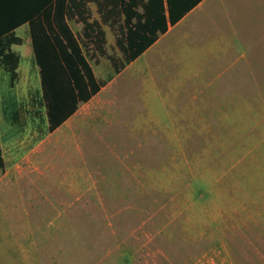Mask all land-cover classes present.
<instances>
[{"label":"rangeland","instance_id":"374dc122","mask_svg":"<svg viewBox=\"0 0 264 264\" xmlns=\"http://www.w3.org/2000/svg\"><path fill=\"white\" fill-rule=\"evenodd\" d=\"M77 15L105 90L39 140L44 108L0 136V173L41 140L31 163L49 169L45 192L0 181L7 264H264V0H204L129 61L116 7L88 0ZM13 34L28 107L39 74L26 24Z\"/></svg>","mask_w":264,"mask_h":264},{"label":"trees","instance_id":"16d2710c","mask_svg":"<svg viewBox=\"0 0 264 264\" xmlns=\"http://www.w3.org/2000/svg\"><path fill=\"white\" fill-rule=\"evenodd\" d=\"M85 1L88 0H0V65L6 81L0 86L2 139L25 128L26 117L41 119L44 108L46 129L35 141L41 139L101 87L102 81L96 78L68 23L78 16ZM91 1L101 4L102 0ZM199 1L106 0L123 16L126 60L137 57ZM21 24L27 26L32 60L40 80V90L29 95L28 107L19 99L12 82L17 57L10 45L20 41L13 31ZM3 165L0 156V167Z\"/></svg>","mask_w":264,"mask_h":264},{"label":"crops","instance_id":"0c3cea01","mask_svg":"<svg viewBox=\"0 0 264 264\" xmlns=\"http://www.w3.org/2000/svg\"><path fill=\"white\" fill-rule=\"evenodd\" d=\"M204 3V0H200L197 4H195L190 10H188L184 15L185 17L190 13L194 12L196 9L200 8ZM240 7V6H239ZM243 8V7H242ZM183 15V16H184ZM182 16V17H183ZM181 17V18H182ZM180 18V19H181ZM179 19V20H180ZM178 20V21H179ZM68 23H69V20H68ZM177 23V22H176ZM175 25V24H174ZM168 32H170V30L167 28L163 33H161V37L159 38V40H161L164 36H166L168 34ZM158 38V37H157ZM156 38V39H157ZM230 38H234L233 36L230 37ZM155 39V40H156ZM154 40V41H155ZM153 41V42H154ZM240 41L242 42V39H240ZM152 42V43H153ZM240 42V43H241ZM151 43V44H152ZM150 44V45H151ZM149 45V46H150ZM143 52H141L138 56H140ZM137 56V57H138ZM136 57V58H137ZM111 82L107 83L108 86ZM107 86V87H108ZM106 87V88H107ZM104 87L101 86V88H99V90L94 94L92 95L89 100L93 101V103H96V101L98 100L97 98L101 95V93L103 92ZM88 102V101H87ZM45 151L46 148H45V144H43L42 140L35 143L33 145V147L29 148V150L20 158L22 160H25V162H23L21 165L20 164H16V165H11V166H6L3 170L2 173H0V181L4 182L3 184L8 186L10 183L12 182H17L19 183L20 181H22L23 179L26 180V182H29L30 185L31 183L32 184H35V181H39V186L37 189H39V191L41 192H45L44 190V183L43 181H45L48 177V172H49V169H45V170H41L38 166H33L32 165V154H36L37 152H42V151ZM45 154V153H44ZM49 154V152L47 153ZM35 156V155H34ZM31 157V158H30ZM3 188V185H0V189ZM4 189V188H3ZM45 195V193H44ZM0 237H1V232H0ZM39 246V245H38ZM4 244H2V240L0 238V264H7L6 262V256H5V253H4ZM39 249H41V247L39 246ZM45 254V253H44ZM43 254V255H44ZM38 263L37 264H49L48 262V255L46 257H43V258H40L38 259Z\"/></svg>","mask_w":264,"mask_h":264}]
</instances>
